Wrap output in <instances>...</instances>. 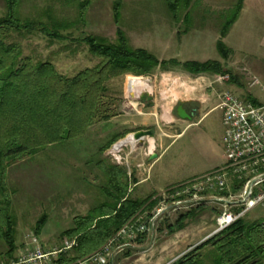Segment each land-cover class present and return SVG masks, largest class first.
I'll list each match as a JSON object with an SVG mask.
<instances>
[{
    "label": "rangeland",
    "instance_id": "rangeland-1",
    "mask_svg": "<svg viewBox=\"0 0 264 264\" xmlns=\"http://www.w3.org/2000/svg\"><path fill=\"white\" fill-rule=\"evenodd\" d=\"M115 2V0H22L18 9L22 21L32 20L48 24L52 18L68 27L61 31L66 39L53 41L37 32L32 35L14 33L9 38V43L20 45L23 56L31 57L34 64L50 62L60 74L73 78L80 72L94 68L102 62V59L93 54L90 47L83 41L86 37L91 36L103 39L107 43H115L117 30L120 27L133 47L146 49L148 47L156 51L157 32L162 27L175 32L174 35L178 40L186 35L183 32L187 28L190 32L203 29L207 33L203 35L206 39L201 44L193 45L195 48L185 46L187 54L195 52L193 55H188L189 58L196 59L198 62L220 61L236 77V81L219 82L217 78L220 75L195 77L176 68L173 70L174 77L179 76L182 81L188 78V86L197 87V90L192 91L189 97L195 99V104H199L198 100L203 96L212 97L213 92L218 94L227 90L238 95L242 100H246L249 95L264 103V91L260 87L251 85V77H257L264 85V0H247L243 19L232 32V29L230 30L231 36L224 40L225 44L233 50L228 61L223 60L217 48L220 39V18L223 13L233 7L237 0H199L192 7L189 23L183 20L186 12H182L181 20L176 22L165 0L119 1L121 3L119 25L116 24L114 17ZM82 5L85 6L84 9ZM6 14L5 2L0 0V18ZM143 37L148 39L141 41ZM177 47H180L179 42ZM153 54L156 55L154 52ZM158 70L155 76L158 72L162 74L160 73L162 70ZM132 77L136 76L122 75L112 78L106 84L108 87L106 100L110 101V98L112 103L109 105L110 113H112L110 119L97 122L81 139L47 147L38 154L21 159L10 167L8 185L13 201L12 215L16 222V241L21 249L31 241L32 237L41 235L50 236L63 247L68 239L62 234L75 226L74 219L86 216L91 209L105 200L102 190L107 186L109 167L115 166L122 173H127L129 177L130 173H134L136 177L137 165L142 159L143 149L130 155L132 148L124 144L131 136L125 125L127 118L125 115L129 112L126 104L130 85L132 84V89L136 86L134 80L130 81ZM201 77L205 80H199ZM143 78L144 81L152 78L156 81V77ZM197 80L199 81L196 82ZM158 81L160 82V79ZM210 83L213 85L212 88L205 85ZM176 108L177 105H174L171 113L178 121ZM148 111L151 110L146 105L145 112ZM220 118L221 111L212 112L203 120L199 130L182 135L173 143L172 140L164 139L160 150V153L164 152L163 159L153 171L152 182L156 181V177L165 170L177 169L174 167H181L180 175L188 172L191 162L200 157L198 149L191 143L192 138L198 131L209 130L208 127L212 124L213 133L218 138L221 133ZM174 126L166 123L163 128L167 133L174 132L176 131L173 129ZM117 138L120 139L108 148ZM121 176L126 181L125 176ZM181 178H189V175ZM127 181L129 185H134V181L129 178ZM152 182L138 188L134 187L131 197L139 200L150 197L154 194L150 189ZM159 201L161 200L153 202L155 203L153 209L146 207L143 211L150 213L157 207L160 208ZM213 210H217L219 216L220 204L207 202L200 206L182 207L177 211L171 209L158 223L155 237L153 239L149 236L144 237L141 240L142 243L138 242L137 245L152 251L175 234H171L170 229L177 228L179 217L192 211L197 214L184 221L188 227L194 221L197 222L196 220L204 212ZM44 216H47V222L37 234L38 222ZM245 218L250 222L263 221L264 206L255 208ZM195 248L191 247L183 254ZM5 252V247L0 246V264L17 260L18 250L11 259L5 256ZM140 252L136 248L127 253H132L134 256ZM174 261L175 259H172L167 264H172ZM119 262L120 257L116 260L117 264Z\"/></svg>",
    "mask_w": 264,
    "mask_h": 264
},
{
    "label": "trees",
    "instance_id": "trees-1",
    "mask_svg": "<svg viewBox=\"0 0 264 264\" xmlns=\"http://www.w3.org/2000/svg\"><path fill=\"white\" fill-rule=\"evenodd\" d=\"M21 1L4 0L7 14L0 18V246L5 247V256L10 259L19 249L16 222L12 215V195L8 185L10 167L47 147L81 139L97 122L110 119L112 113L109 105L112 103L110 98V101L106 100V84L112 78L126 74L150 77L158 69L166 71L178 68L193 76L224 75L230 76V81H236V77L220 61H161L146 49L134 48L120 27L115 43L86 37L83 41L102 62L73 78L66 77L50 62L34 64L31 57L23 56L20 45L9 43V38L14 33L32 35L37 32L53 41L66 39L61 31L68 27L52 18L48 24L22 21L18 14ZM165 1L175 21L179 22L181 13L186 12L183 20L187 23L191 20L192 7L199 2ZM244 3L245 0H237L220 18L217 48L224 61H228L233 54L224 40L240 19ZM84 8L82 5V9ZM120 8L121 3L116 1L114 17L117 25L121 18ZM188 32L190 30L187 28L183 33ZM246 100L259 105L249 95ZM119 139H115L108 148ZM121 175L125 176L126 181ZM107 178V186L102 190L105 200L86 216L76 217L75 226L62 234L70 241L76 240L77 246L73 248L69 258L62 253L58 264H71L91 256L144 208L155 207V201L151 200L156 194L145 200L131 197L127 180L129 178L136 184L134 173L129 177L127 173L111 166L108 168ZM196 215L192 211L179 217L177 228L171 227L170 233L184 229V221ZM46 222L47 216L40 219L37 234ZM172 264H264L263 221L250 222L243 218Z\"/></svg>",
    "mask_w": 264,
    "mask_h": 264
},
{
    "label": "crops",
    "instance_id": "crops-1",
    "mask_svg": "<svg viewBox=\"0 0 264 264\" xmlns=\"http://www.w3.org/2000/svg\"><path fill=\"white\" fill-rule=\"evenodd\" d=\"M246 2L247 0H245L244 9L241 13L240 19L235 23L231 32L233 31L235 26H238L240 21L243 19L244 13L246 11ZM231 32L229 33L228 37L231 36ZM174 33L175 32H172L171 30L162 27L157 32L158 35L156 51L148 47L147 49L144 47L139 48L146 49L151 53H156L155 56L161 61H169L173 59L179 60L181 62L198 61L196 59L189 58L188 55H193L195 52L192 51L191 53L187 54L188 51H185V46L188 45V47H192L193 45L197 46L201 44L206 39L204 36L207 32L203 31V29L194 30L188 32L179 40L175 37ZM143 39L141 41L147 40L148 37H143ZM178 42L180 43V47H177ZM193 47L195 48V46ZM175 69L176 68H171L166 71L162 70V72H160L162 74H159L158 72L156 73V76L155 74L150 76L156 77V81H154L153 78L149 81H144L143 77L130 78V81L134 80L136 83L145 82V85L138 87L135 86L134 89H132V84L130 85V94L128 102L126 104L129 110V112H126L125 115L127 117L125 123L126 128L131 134V136L134 133L140 131L151 130L155 133L154 137L146 138L143 143L134 142L131 139L124 143L132 148L130 155L143 149V154L141 155L142 159L137 165L138 169L136 170L137 183L134 185H130V193L132 192V189L134 187L138 188L152 182L153 171L163 159L164 152L160 153V150L163 147L164 139L172 140L173 143L182 135L199 130L201 124L203 123V120L206 119L209 114L218 110L221 111V133L219 137L216 138V135H214L213 133V124L208 127L209 130L198 131L195 137L192 138L191 143L198 149L200 157L195 161L191 162V167L189 168L190 170H188V172H184L182 175H180L182 173L181 167H174V169H177L173 171L163 170L164 173L156 177V181L152 182L150 189H152L154 194L160 195L173 185L180 184L193 178L205 175L215 169L221 168L225 163V149L223 143L225 127L223 123V112L219 108V97L223 92L227 90L218 94L217 92H213L212 97L203 96L201 99H199L198 102L202 106V108L201 113L199 117H197V119L182 120L177 117L179 119L177 121L171 113L173 110V106L177 105L178 108L180 104H184V106H186L187 104H191V106L196 105V101H194L195 99H191V97L189 96L191 95L192 91L197 90V87H189L188 78H184L185 80L182 81L179 76L174 77L173 70ZM200 76L208 75L204 74L195 77ZM158 79H160V82L158 81ZM203 79L205 80V78L201 77L199 80ZM199 80H197L196 82H198ZM205 85L208 88L213 87L211 83L210 85ZM145 94H148L150 97H152V101L142 100V97ZM255 100L259 103V106H264L263 102H260L257 99ZM213 103L216 104L213 105ZM146 105L149 106V109L151 111L145 112ZM159 110H161V112H159ZM166 123L175 125L173 129L176 131L168 133L165 132L163 127ZM153 155H157V158L154 160H152ZM145 162L148 164H146ZM188 175L189 178H181L187 177ZM217 213V210H213L211 212H204L202 216H200L196 220L197 222L194 221L188 227L176 231L172 237L166 239L163 243L157 245L156 248L152 251H147L144 247L136 245L134 249L138 248V250H140L141 252L136 255L134 254V256L132 255V253L127 252L125 254L119 255V264H167L170 263L172 259H175V261H177L188 253L187 252L186 254H183L187 251V249H191V247H198L200 244L204 243L205 241L214 236L217 229ZM37 238L39 240V246L45 253H53L56 250L62 249V246L59 245V242L57 244V241L51 239L50 236L46 237L45 235H41ZM18 246V254L16 255L17 260H19L20 257H22L24 254L32 252L34 250V246L31 244V241L27 242L26 246L22 249L20 248L19 244ZM72 251L73 250L60 252L52 256L49 261H43L38 264H58L57 261L59 260V257L62 253L66 254L69 258L72 254ZM89 257L78 260L71 264H92L86 261ZM166 258L169 259L165 260Z\"/></svg>",
    "mask_w": 264,
    "mask_h": 264
},
{
    "label": "built area",
    "instance_id": "built-area-1",
    "mask_svg": "<svg viewBox=\"0 0 264 264\" xmlns=\"http://www.w3.org/2000/svg\"><path fill=\"white\" fill-rule=\"evenodd\" d=\"M228 80L230 76L220 75L217 78L219 82ZM251 82L253 87H260L264 91V85L257 77H251ZM219 100L225 127L224 165L169 187L153 199L161 200L160 208L150 213H138L101 249L87 258V262L117 264V257L134 249L139 240L155 237L158 223L171 209L177 211L182 207H195L207 202L220 204L216 235L245 218L255 208L264 206V106L242 100L230 91L223 92ZM30 240L34 250L10 264H38L77 246L76 240H68L62 249L45 253L37 237Z\"/></svg>",
    "mask_w": 264,
    "mask_h": 264
},
{
    "label": "water",
    "instance_id": "water-1",
    "mask_svg": "<svg viewBox=\"0 0 264 264\" xmlns=\"http://www.w3.org/2000/svg\"><path fill=\"white\" fill-rule=\"evenodd\" d=\"M142 100L144 101H152V97H150L148 94H145L142 97ZM177 115L182 120H192V117L188 115V112L186 111L184 104H180V106L177 108ZM155 133L151 130L148 131H140L137 133H134L130 139L134 142L143 143L144 140L148 137H154ZM157 155H153L152 160L156 159Z\"/></svg>",
    "mask_w": 264,
    "mask_h": 264
},
{
    "label": "flooded vegetation",
    "instance_id": "flooded-vegetation-1",
    "mask_svg": "<svg viewBox=\"0 0 264 264\" xmlns=\"http://www.w3.org/2000/svg\"><path fill=\"white\" fill-rule=\"evenodd\" d=\"M188 106V107H186ZM186 106H184L188 112V115L192 117V119H197V117H199L200 113H201V108L202 106L200 104H196L194 106H191V104H187ZM176 115H177V110H176ZM178 117V115H177Z\"/></svg>",
    "mask_w": 264,
    "mask_h": 264
},
{
    "label": "bare ground",
    "instance_id": "bare-ground-1",
    "mask_svg": "<svg viewBox=\"0 0 264 264\" xmlns=\"http://www.w3.org/2000/svg\"><path fill=\"white\" fill-rule=\"evenodd\" d=\"M142 82V81H141ZM145 83V82H144ZM144 83H140V82H138V83H136V87H138V86H144L145 84Z\"/></svg>",
    "mask_w": 264,
    "mask_h": 264
}]
</instances>
